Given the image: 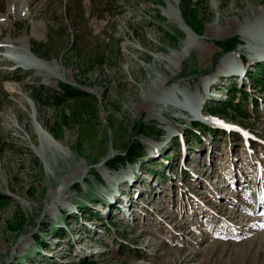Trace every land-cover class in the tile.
<instances>
[{
	"label": "rangeland",
	"instance_id": "rangeland-1",
	"mask_svg": "<svg viewBox=\"0 0 264 264\" xmlns=\"http://www.w3.org/2000/svg\"><path fill=\"white\" fill-rule=\"evenodd\" d=\"M175 1L0 0V264H264V0ZM234 53L257 74L239 83ZM201 95L243 104L219 115L256 150L202 135L191 115L214 119L180 106ZM137 141L144 154L119 163Z\"/></svg>",
	"mask_w": 264,
	"mask_h": 264
},
{
	"label": "trees",
	"instance_id": "trees-1",
	"mask_svg": "<svg viewBox=\"0 0 264 264\" xmlns=\"http://www.w3.org/2000/svg\"><path fill=\"white\" fill-rule=\"evenodd\" d=\"M192 0H181L180 4H182V2L185 5V8L187 10L190 11V9L192 8ZM181 14L184 18V20H186L187 18V14L185 12V9H183L182 7L180 8ZM187 21V20H186ZM239 41H237L238 43ZM236 43V44H237ZM233 48V47H232ZM231 48V49H232ZM243 58V57H242ZM244 61H246V58H243ZM260 69V71L263 73L264 72V64H261L260 67H258ZM257 73L253 72H249L247 71V75L248 77H253L254 75H256ZM257 78H260L261 80H263L260 76H257ZM259 83L264 87V83L262 81H259ZM62 89L64 90L65 94H73L76 92H79L82 95H88L90 93L86 92L84 89H75L73 88V86L69 85V84H64L61 86ZM236 88V87H235ZM231 92H234V89H231ZM233 99H228L225 102L219 103L216 102L214 99L213 101H208L206 106H205V110L209 113H223L224 115H229V111L228 109H232L233 111H235L237 114H243L245 107L243 106V104H241L240 102H233L234 97L232 96ZM255 100H257L256 98H254ZM256 106V107H255ZM255 110L258 109L257 107V102H255ZM192 124H194L197 128H201L204 130H208L210 131V134L213 135L214 137L219 133L222 132L217 128L211 127L205 123H201L199 121H192ZM244 123V121L242 122ZM245 124V123H244ZM194 132V131H193ZM195 134V133H194ZM236 133H233L232 135H235ZM197 138H200V136L197 134L196 136ZM137 146H135V148L130 147L125 154H122L121 156H118L119 159V163L121 164H127V163H132L134 161H136L137 159H139L144 153V149H143V145L142 143H140L139 141H137ZM132 148V149H131ZM131 149V150H130ZM130 245L128 244V247Z\"/></svg>",
	"mask_w": 264,
	"mask_h": 264
},
{
	"label": "bare ground",
	"instance_id": "bare-ground-1",
	"mask_svg": "<svg viewBox=\"0 0 264 264\" xmlns=\"http://www.w3.org/2000/svg\"><path fill=\"white\" fill-rule=\"evenodd\" d=\"M175 1V0H174ZM176 3L177 2H179V0H176L175 1ZM23 16V15H22ZM25 16H27V14L25 15ZM24 17V16H23ZM238 26H240V25H238ZM237 28V27H236ZM236 29H233L232 30V32H234ZM231 32V31H230ZM29 50H31V49H29ZM15 48L14 47H12V46H9V52H11L12 53V55L10 56L9 55V58L12 60V61H14V62H16V63H19V64H24V65H28V66H31V67H37V65H38V60L37 59H35V57L33 56V55H31L32 57H30V56H28V57H26L25 58V60H23V59H20V58H18L17 56H15L16 54H15ZM14 54V55H13ZM54 84V82H52V85ZM6 86H7V88H8V90L9 91H11V92H13L14 94H16V95H19V97L20 98H22L23 100H25L27 103H29V105L31 104V99H29V95L28 94H26L24 91H23V89H22V87L20 86V85H18V84H16V83H14V82H7L6 83ZM205 104V103H204ZM204 104H202V106L204 105ZM200 110V113L202 112V108L201 109H199ZM202 114V113H201ZM204 114V113H203ZM205 115H207V114H205ZM196 118V117H195ZM207 118H212V119H214L213 117H212V115L211 116H208ZM38 121L37 122V124H36V126H38L37 127V131H38V133H39V138L43 141V142H47L50 146H59L60 144L58 143V141L55 139V137L39 122V120H38V118L36 119V116H35V121ZM199 120H201V119H199ZM202 121H205V120H202ZM213 121H215V120H213ZM213 123V122H212ZM215 124H218V125H221V124H224V123H226L225 121H224V123H221V124H219V122H214ZM42 142V143H43ZM44 145V143L42 144V146ZM48 145V146H49ZM47 146V145H46ZM74 174V173H73ZM73 174H69V176L65 179V180H63L62 181V183L58 186V188L56 189V191L54 192L55 193V196L56 195H58L59 193H62V194H65V193H67L68 192V190H69V188H71L72 186H73V184H74V180L76 179V176H73ZM53 193V194H54ZM55 198V197H54ZM259 203H260V205H263V202L262 201H260L259 200ZM263 218H264V214H263Z\"/></svg>",
	"mask_w": 264,
	"mask_h": 264
},
{
	"label": "water",
	"instance_id": "water-1",
	"mask_svg": "<svg viewBox=\"0 0 264 264\" xmlns=\"http://www.w3.org/2000/svg\"><path fill=\"white\" fill-rule=\"evenodd\" d=\"M34 107V106H33ZM33 114V113H32ZM34 115H35V112H34V114H33V118H34Z\"/></svg>",
	"mask_w": 264,
	"mask_h": 264
}]
</instances>
